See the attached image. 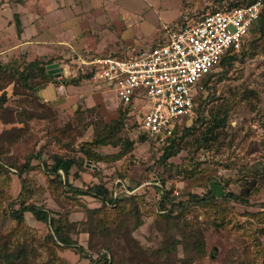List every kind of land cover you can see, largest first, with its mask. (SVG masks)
<instances>
[{"label":"rangeland","instance_id":"obj_1","mask_svg":"<svg viewBox=\"0 0 264 264\" xmlns=\"http://www.w3.org/2000/svg\"><path fill=\"white\" fill-rule=\"evenodd\" d=\"M107 1H116V5L109 3V12L80 14L83 19L96 18L69 30L68 38L75 35L73 44L40 50L50 56L41 59L43 65L54 61L61 65L62 75L53 82L67 87L60 93L57 86L52 100L39 95L52 80L36 76L27 86L17 73L0 69V95L3 91L9 95L6 108L0 110V252L9 250L14 264H106L104 256L108 264H264V34L254 26L246 53L217 67L208 83L212 96L207 120L212 114L223 115L225 125L209 134L207 123L197 124L166 161L171 170L163 177L166 188L174 191V201L188 198L191 192L203 195L210 188L215 201L187 206L168 220L159 219L161 181L151 167L164 150L162 143L140 141L138 118L143 101L136 99L137 107L125 116L117 134L122 140L119 145L93 147L87 142L105 126L115 125L126 108L114 89L92 77L69 83L74 76L91 72L82 59L107 53L124 57L126 52L152 46L163 41L169 29L198 19L219 4L216 0ZM36 11L30 22L43 15ZM0 14V24H16L12 19L17 20V14L13 16L9 8ZM15 32L11 31L13 36ZM106 44L113 47L101 53ZM1 45L7 47V43ZM2 56V65L17 61V68H22L26 64L21 53L17 58ZM128 140L134 143L126 148ZM82 146H89L102 159L89 160ZM39 152L41 159H33L31 168L24 170L26 191L20 197L23 185L16 167L10 166L22 167L30 153ZM56 154L74 156L83 164L71 168L73 186L86 190L102 184L117 202L103 204L89 194H74L63 171L62 182H57L44 165L45 160L53 164ZM228 191L247 203L225 202ZM24 204L62 216L75 228L71 236L88 255L53 241L50 225L30 212L19 222L12 211ZM138 218L142 223L135 227ZM0 264H9L3 255Z\"/></svg>","mask_w":264,"mask_h":264},{"label":"built area","instance_id":"obj_2","mask_svg":"<svg viewBox=\"0 0 264 264\" xmlns=\"http://www.w3.org/2000/svg\"><path fill=\"white\" fill-rule=\"evenodd\" d=\"M262 9V1H257L209 10L169 29L155 45L124 57L106 54L81 61L89 65L95 81L115 90L129 114L141 99L139 130L149 141L163 143L185 120L191 124L203 79L228 51H239L247 43ZM59 89L65 91L63 85Z\"/></svg>","mask_w":264,"mask_h":264},{"label":"trees","instance_id":"obj_3","mask_svg":"<svg viewBox=\"0 0 264 264\" xmlns=\"http://www.w3.org/2000/svg\"><path fill=\"white\" fill-rule=\"evenodd\" d=\"M257 1H262V4L264 0H230V2L224 3V0H216V2L219 4L216 8L214 7L213 10H216L221 7H227L231 8L234 6H242L245 4L254 3ZM264 6V4H263ZM254 26L258 30L261 31V34H264V9L262 10L259 18L254 22ZM157 43V42H156ZM155 43V44H156ZM153 44V45H155ZM256 44V39L250 41V45L254 46ZM246 44L243 45V47L239 51H228L226 55L221 59L220 64L217 67L224 66L227 63H232L233 61L237 60L242 56V53H246ZM248 49V48H247ZM246 49V50H247ZM106 55V54H105ZM19 67V64L17 61L14 63H7L6 65H2L0 63V69L2 71L17 73V75H20V77L25 80V84L27 86H30L29 80L36 76H42L45 79H50L52 81H56L55 76L56 74L49 72V69L41 63V59L37 58L34 61L26 62V64L22 68ZM215 75V70L210 72L202 81V88L199 90L197 96H196V102H197V108L195 112V116L193 120L191 121L190 125H187V120H185L181 125L177 126L174 130V133L171 137H169L165 142L162 143V148L164 150L163 155L159 160L156 161V164L151 167V171L156 174V176L159 178L160 185L159 190L161 191V201H160V209L161 213L158 214V218H163L164 220H168L170 215H172L174 212L177 211H183L187 206L191 205H197V206H206L210 202L215 201L216 196L213 193L212 188H210L205 194L199 195L196 193H189L188 198L182 199L179 201H174L172 197L175 195L173 194L172 188H166L165 183L166 179L163 177L165 175V171L171 170V165L167 164V158L175 155L178 150L180 149L179 141L182 138L187 137L193 130L195 129L197 124H206L207 125V133L213 134L214 131L220 127H223L226 122L225 116L210 115V119L207 120V105L210 101V98L212 96L211 94V87H208V83L212 81L213 77ZM89 77H93V71H91L88 74H78L77 76H74L70 83L71 85L79 84L83 79H87ZM208 90V93L204 96L205 90ZM8 92L3 91L0 95V110L6 108V103L8 102ZM128 108H126L120 115L119 119L115 121V125L113 126H105L103 130L97 134V136L92 140L87 142L89 146L98 147L99 145H107L111 144L114 146H117L122 142L121 138L117 136L118 132L121 131V128L124 126V119L125 116H128ZM147 140V136L142 133L140 136V141L144 142ZM133 141H126L124 142V146L131 147L133 145ZM156 144V142H152ZM86 146H82L81 151H83L84 155H86L89 160L99 161L102 159L101 154L94 151L92 148ZM42 152H39L38 154L30 153L26 157L25 164L22 167H18L17 164H11L10 167H16L18 175L20 177V180L22 182L23 188L20 193V197H23L25 195L26 191V179L23 177L25 168H31V163L33 159H41ZM45 169L48 173L54 175V179L61 183L62 182V174L60 171H63L65 174V181L67 183V186H69V190L73 191L74 194H89L96 199L102 201L103 204H114L117 202L112 201L110 198V195L112 192L109 190L108 187L102 185V184H93L88 189L84 190L78 187L73 186L70 183L69 175L71 168L74 165H78L80 168L83 167V164L79 162V160L70 155H59L56 154L53 156V164H48L47 161H44ZM172 175V174H171ZM174 175V174H173ZM223 200L225 202H240V203H247L246 200L242 198V196L232 192L228 191L224 197ZM30 212L34 215V217L42 222L48 223L51 227V232L49 233V236L53 241L58 240L60 245L68 246L74 248L76 251L82 254L88 255V252L86 251L85 247L79 242L74 239L71 236V232L75 230V228L72 227V224H69L68 222L63 221L62 216H54L50 213L49 210L43 209L40 206H37L36 204H24L17 210H13L12 215L13 217L17 218L19 222L23 221L25 218V213ZM142 223V220L140 218L137 219L135 227H137L139 224ZM9 247L8 245H6ZM0 255L5 256L9 264H14L13 260H11L10 251L6 250L5 253H1ZM105 258V263L108 264L109 262ZM92 259V258H91ZM96 262V259L94 260Z\"/></svg>","mask_w":264,"mask_h":264},{"label":"crops","instance_id":"obj_4","mask_svg":"<svg viewBox=\"0 0 264 264\" xmlns=\"http://www.w3.org/2000/svg\"><path fill=\"white\" fill-rule=\"evenodd\" d=\"M109 3L116 5V1L108 2L107 0H0V13L9 8L10 12H13V16L15 13L17 14V20L12 19V22L14 21L16 24H0V42L7 43L6 48H2L3 45L0 43V59L1 55H3L2 58L4 57V59L7 57L17 58L21 53L26 62L37 58L46 61L50 56L43 55L42 53L44 52H40L41 49L49 48L52 50L54 46L59 49L67 44H73L75 35H72L71 39L68 38L67 33L69 30L73 26L82 28L80 24L91 23V19L94 20L96 18L93 17L87 20L83 19L80 14L90 13L92 15V13H97L98 11L109 12L111 11ZM119 9L121 12L124 11L123 7H119ZM36 10H39L43 14L42 16L39 15L41 22L39 19V21L35 20L37 16L33 22H30L29 18L37 12ZM67 13H73L74 15L69 17ZM16 29L18 30L17 33L15 32ZM11 31L15 32L14 36ZM87 37L88 34L86 33L85 38ZM50 43H57L58 46L50 45ZM109 45L112 46V44ZM109 45L106 44L101 53L108 52ZM7 54L8 56H6ZM52 63H55V61ZM52 63L48 64L47 68L56 70L54 74L61 76V65ZM62 85L67 88L63 83L58 84L51 81L47 88L40 90L39 95L44 97L45 100H52L55 97V88L57 90V86Z\"/></svg>","mask_w":264,"mask_h":264},{"label":"water","instance_id":"obj_5","mask_svg":"<svg viewBox=\"0 0 264 264\" xmlns=\"http://www.w3.org/2000/svg\"><path fill=\"white\" fill-rule=\"evenodd\" d=\"M49 72L55 73V72H56V70H51V69H49Z\"/></svg>","mask_w":264,"mask_h":264}]
</instances>
